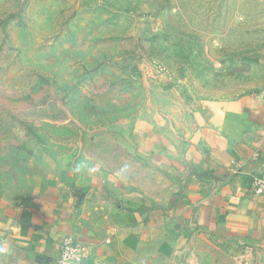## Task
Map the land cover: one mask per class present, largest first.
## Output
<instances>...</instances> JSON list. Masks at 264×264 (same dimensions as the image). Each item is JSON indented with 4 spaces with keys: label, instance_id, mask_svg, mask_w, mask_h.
I'll return each instance as SVG.
<instances>
[{
    "label": "rangeland",
    "instance_id": "rangeland-1",
    "mask_svg": "<svg viewBox=\"0 0 264 264\" xmlns=\"http://www.w3.org/2000/svg\"><path fill=\"white\" fill-rule=\"evenodd\" d=\"M243 97L264 98V0H0V203L85 156L123 175L158 170L136 147L140 123L190 125L209 101ZM170 174L134 179L159 192ZM167 257L264 264V249L199 241Z\"/></svg>",
    "mask_w": 264,
    "mask_h": 264
},
{
    "label": "crops",
    "instance_id": "crops-1",
    "mask_svg": "<svg viewBox=\"0 0 264 264\" xmlns=\"http://www.w3.org/2000/svg\"><path fill=\"white\" fill-rule=\"evenodd\" d=\"M185 119L163 126L161 116L149 118L134 131L158 170L123 175L85 156L41 176L24 201L1 202L0 264H56L67 237L87 247L83 264H151L149 255L167 264L169 253L180 262L199 241L264 249V196L251 190V177L264 175V98L209 101L190 125ZM154 171L153 181L171 173L174 182L159 192L136 183L135 174Z\"/></svg>",
    "mask_w": 264,
    "mask_h": 264
},
{
    "label": "built area",
    "instance_id": "built-area-1",
    "mask_svg": "<svg viewBox=\"0 0 264 264\" xmlns=\"http://www.w3.org/2000/svg\"><path fill=\"white\" fill-rule=\"evenodd\" d=\"M251 190L255 195L264 196V175L251 177ZM86 255V246L74 237H67L63 241L56 264H83Z\"/></svg>",
    "mask_w": 264,
    "mask_h": 264
}]
</instances>
